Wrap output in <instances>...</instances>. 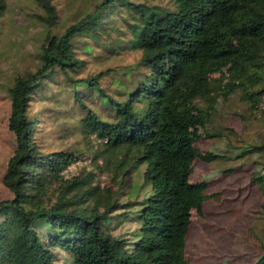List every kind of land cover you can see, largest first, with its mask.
<instances>
[{
    "label": "trees",
    "instance_id": "obj_1",
    "mask_svg": "<svg viewBox=\"0 0 264 264\" xmlns=\"http://www.w3.org/2000/svg\"><path fill=\"white\" fill-rule=\"evenodd\" d=\"M33 1L47 31L36 69L7 88L15 148L2 176L0 264H189L191 216L217 197L190 181L193 164L224 157L195 144L213 138L202 133L218 101L238 95L260 111L264 0H98L57 34L53 0ZM6 8L0 0V18ZM133 50L132 64L84 74L87 56ZM52 97L53 119L78 137L68 147L37 136L45 122L32 104ZM248 153L264 157V144ZM84 157L94 171L64 174ZM250 182L264 199V165Z\"/></svg>",
    "mask_w": 264,
    "mask_h": 264
},
{
    "label": "rangeland",
    "instance_id": "obj_2",
    "mask_svg": "<svg viewBox=\"0 0 264 264\" xmlns=\"http://www.w3.org/2000/svg\"><path fill=\"white\" fill-rule=\"evenodd\" d=\"M5 1L7 8L0 18V200L10 198V193L2 184V176L15 148L13 135L6 124L9 114L7 88L14 77L36 69L39 46L47 31L39 20L44 11L33 0ZM97 2L53 0L58 19L49 33L62 32L67 25L88 13ZM151 3H158V0ZM96 54L93 53L94 56ZM138 57L139 53L133 50L97 63L98 60L90 55L87 56L84 74L126 66ZM52 92L56 90L52 89ZM54 97L49 101L33 103L31 111L42 114L45 122L37 136L44 137L47 146L57 149L68 147L78 137H66L64 130L67 125L61 119H53L54 116L61 117L55 112ZM200 106L203 107L202 104ZM209 119L206 132L202 135L206 133L213 138L203 137L195 147L224 157L209 164L195 161L190 181L208 182L207 193L217 194V197L204 203L201 218L192 214L185 255L189 264H253L264 253V199L250 180L261 171L264 157L249 153L241 156L240 153L249 147L264 144V109L260 106V111L251 110L240 96L233 95L226 101H218ZM216 134L220 137H214ZM60 136L66 138L61 139ZM80 168L94 171L90 160L84 157L69 166L64 174H76ZM95 172L101 184L108 183L104 173ZM132 184H140L138 175H133ZM128 226L125 224L114 232Z\"/></svg>",
    "mask_w": 264,
    "mask_h": 264
},
{
    "label": "built area",
    "instance_id": "obj_3",
    "mask_svg": "<svg viewBox=\"0 0 264 264\" xmlns=\"http://www.w3.org/2000/svg\"><path fill=\"white\" fill-rule=\"evenodd\" d=\"M261 106H262V108L264 109V95H263V97H262ZM100 184H101V183H100ZM101 185H102V184H101Z\"/></svg>",
    "mask_w": 264,
    "mask_h": 264
}]
</instances>
